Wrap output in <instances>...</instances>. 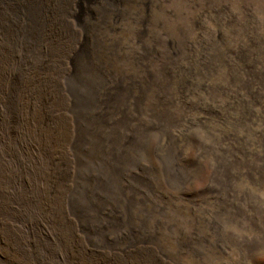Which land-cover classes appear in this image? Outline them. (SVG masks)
Returning a JSON list of instances; mask_svg holds the SVG:
<instances>
[{"label":"rangeland","instance_id":"obj_1","mask_svg":"<svg viewBox=\"0 0 264 264\" xmlns=\"http://www.w3.org/2000/svg\"><path fill=\"white\" fill-rule=\"evenodd\" d=\"M0 264H264V0H0Z\"/></svg>","mask_w":264,"mask_h":264},{"label":"bare ground","instance_id":"obj_2","mask_svg":"<svg viewBox=\"0 0 264 264\" xmlns=\"http://www.w3.org/2000/svg\"><path fill=\"white\" fill-rule=\"evenodd\" d=\"M85 54L84 52H80L77 56V59H76V63H80L79 67H81V65L83 66V63L85 64ZM87 69V68H86ZM88 71V70H87ZM147 74V73H146ZM151 78V77H150ZM149 77L145 78L144 81H142V83H139V84H134V94L133 95H129L127 92H126V96L131 100L132 104L135 106V105H138L141 98H142V91L144 88H146V86H149L150 84H152V81ZM127 89V88H126ZM84 98V97H83ZM103 115H100L98 117V122H103ZM162 115L160 114H157L156 117H154L155 121L158 123L160 121H162ZM165 118V117H164ZM101 124V123H100ZM94 128V127H93ZM92 128V129H93ZM89 131V129H88ZM91 134V137L93 136V132L91 130L90 132ZM96 134V133H94ZM112 139V138H111ZM102 142V141H101ZM125 144V148H119V150L116 151L115 154H113L112 156L114 157V161H113V164L115 163V165H117L118 163H121L123 160H124V157L125 155L128 153V150L130 149H133L136 147V145L138 144L137 143V140H136V137H131V138H128V140L124 143ZM113 147V146H112ZM114 150V149H113ZM114 153V152H113ZM120 166V165H119ZM114 168V167H113ZM90 205L89 207L92 206L91 202H89ZM87 206V205H86ZM84 207V206H82ZM91 210V209H90ZM86 211V210H85ZM88 211V210H87ZM84 213V212H83Z\"/></svg>","mask_w":264,"mask_h":264}]
</instances>
